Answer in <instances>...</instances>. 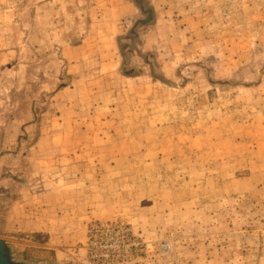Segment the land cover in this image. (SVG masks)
Wrapping results in <instances>:
<instances>
[{
    "label": "rangeland",
    "instance_id": "1",
    "mask_svg": "<svg viewBox=\"0 0 264 264\" xmlns=\"http://www.w3.org/2000/svg\"><path fill=\"white\" fill-rule=\"evenodd\" d=\"M135 1L0 0V239L264 264V0Z\"/></svg>",
    "mask_w": 264,
    "mask_h": 264
},
{
    "label": "water",
    "instance_id": "2",
    "mask_svg": "<svg viewBox=\"0 0 264 264\" xmlns=\"http://www.w3.org/2000/svg\"><path fill=\"white\" fill-rule=\"evenodd\" d=\"M0 264H25L13 260L9 242L0 239Z\"/></svg>",
    "mask_w": 264,
    "mask_h": 264
},
{
    "label": "trees",
    "instance_id": "3",
    "mask_svg": "<svg viewBox=\"0 0 264 264\" xmlns=\"http://www.w3.org/2000/svg\"><path fill=\"white\" fill-rule=\"evenodd\" d=\"M135 3H136V8L139 9V11L146 16V21H147L149 14L151 15L152 13V10L145 11L144 8L137 3V0L135 1Z\"/></svg>",
    "mask_w": 264,
    "mask_h": 264
},
{
    "label": "crops",
    "instance_id": "4",
    "mask_svg": "<svg viewBox=\"0 0 264 264\" xmlns=\"http://www.w3.org/2000/svg\"><path fill=\"white\" fill-rule=\"evenodd\" d=\"M14 254H12V256H13ZM13 260H14V258H13ZM18 261V260H17ZM20 261V260H19Z\"/></svg>",
    "mask_w": 264,
    "mask_h": 264
}]
</instances>
